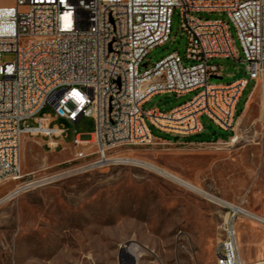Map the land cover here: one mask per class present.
Masks as SVG:
<instances>
[{
	"label": "built area",
	"instance_id": "built-area-1",
	"mask_svg": "<svg viewBox=\"0 0 264 264\" xmlns=\"http://www.w3.org/2000/svg\"><path fill=\"white\" fill-rule=\"evenodd\" d=\"M174 14L187 35L185 56L176 51L150 64V50L170 39ZM4 53L15 59L2 62ZM214 58L241 61L245 75L210 82L222 77ZM263 76L264 0H15L0 6V184L22 176L27 138L41 139L51 152L72 149L87 170L114 163L111 153L120 146L155 144L161 139L153 128L177 137L201 134L203 116L236 141L239 101ZM192 91L199 92L167 112L144 109L157 94ZM48 105L54 112L38 115ZM82 117L94 119L93 137L83 139L75 128L68 146V129L57 121L75 126ZM223 207L216 264H257L240 252L237 221L244 211L233 203Z\"/></svg>",
	"mask_w": 264,
	"mask_h": 264
},
{
	"label": "rangeland",
	"instance_id": "rangeland-1",
	"mask_svg": "<svg viewBox=\"0 0 264 264\" xmlns=\"http://www.w3.org/2000/svg\"><path fill=\"white\" fill-rule=\"evenodd\" d=\"M14 2L0 0V6ZM198 15L225 18L218 13ZM231 32L243 57L234 26ZM186 47L187 35L174 14L170 39L151 49L146 60L154 64L176 51L185 56ZM14 59V53L1 58ZM211 62L222 72L221 78L210 79L212 83H229L245 75L241 61ZM252 84L238 105L236 141L227 139L231 131L203 116L201 134L177 137L153 128L161 139L155 144L120 146L111 156L121 161L87 170L86 160H75L72 149L51 152L41 139L27 138L22 177L0 184V199L26 187L0 204V264H135L121 256L122 246L131 242L139 246L138 264H216L214 249L226 215L221 201L264 217V123L256 102L260 93L243 108ZM198 92L157 94L144 109L167 112ZM53 112L48 105L38 115ZM57 122L68 129V146L75 128L83 139H92L95 131L92 117H82L75 126L65 119ZM143 162L183 178L193 188ZM237 223L242 257L264 264V223L244 215Z\"/></svg>",
	"mask_w": 264,
	"mask_h": 264
},
{
	"label": "bare ground",
	"instance_id": "bare-ground-1",
	"mask_svg": "<svg viewBox=\"0 0 264 264\" xmlns=\"http://www.w3.org/2000/svg\"><path fill=\"white\" fill-rule=\"evenodd\" d=\"M112 161L115 163V162H119L121 161V158L119 157H113L112 158ZM144 165H147L148 167L152 168V169H155L157 170L159 173H162L164 174L165 176H168L172 179H174L175 181L187 186V187H192L188 182H186L185 180H183V178H179V177H176L174 175H172L171 173L165 171V170H162L160 168H158L157 166L155 165H152V164H148V163H144ZM22 177V176H21ZM20 177V178H21ZM18 179V178H17ZM17 179H13V180H17ZM26 187H19L18 189L12 191L11 193H9L8 195L4 196L3 198L0 199V204L4 203L5 201L11 199L13 196L19 194L22 190H24ZM193 188V187H192ZM221 200L220 199H217L216 202H220ZM225 204H230V202H226V201H221V205H225ZM232 204V203H231ZM239 208H241L243 211H244V215L247 219H254V220H257V221H260L262 223H264V217H261L260 215L258 214H255V213H252L250 212L249 210L237 205ZM126 243V242H125ZM129 243V242H128ZM124 244V243H123ZM127 244V243H126ZM138 251H139V246L134 244V243H130L128 245H123L122 246V251L121 253L119 252V254H121V256L124 258V259H129L130 261L133 259L136 260L135 264H138L137 262V258H138ZM120 260V258H119ZM121 263V262H120ZM123 263V262H122ZM134 263V262H133ZM257 264H261L257 262Z\"/></svg>",
	"mask_w": 264,
	"mask_h": 264
},
{
	"label": "crops",
	"instance_id": "crops-1",
	"mask_svg": "<svg viewBox=\"0 0 264 264\" xmlns=\"http://www.w3.org/2000/svg\"><path fill=\"white\" fill-rule=\"evenodd\" d=\"M221 74H222V72H221ZM255 93H256V95H259V93H260V97L258 99H256V102H257L258 111H259V114H260L259 119H262L263 123H264V77L257 84H254V83L252 84V86H251V88L249 90V93H248L247 97L244 100L243 108H244V106L247 107V105L250 102V99H252V97L255 95ZM247 98H248V101H247Z\"/></svg>",
	"mask_w": 264,
	"mask_h": 264
},
{
	"label": "water",
	"instance_id": "water-1",
	"mask_svg": "<svg viewBox=\"0 0 264 264\" xmlns=\"http://www.w3.org/2000/svg\"><path fill=\"white\" fill-rule=\"evenodd\" d=\"M214 78H221V76H213Z\"/></svg>",
	"mask_w": 264,
	"mask_h": 264
},
{
	"label": "snow or ice",
	"instance_id": "snow-or-ice-1",
	"mask_svg": "<svg viewBox=\"0 0 264 264\" xmlns=\"http://www.w3.org/2000/svg\"><path fill=\"white\" fill-rule=\"evenodd\" d=\"M74 95L79 96V93H74Z\"/></svg>",
	"mask_w": 264,
	"mask_h": 264
},
{
	"label": "trees",
	"instance_id": "trees-1",
	"mask_svg": "<svg viewBox=\"0 0 264 264\" xmlns=\"http://www.w3.org/2000/svg\"><path fill=\"white\" fill-rule=\"evenodd\" d=\"M241 110H242V109H241ZM241 110H240V112H241ZM240 112H239V113H240Z\"/></svg>",
	"mask_w": 264,
	"mask_h": 264
}]
</instances>
